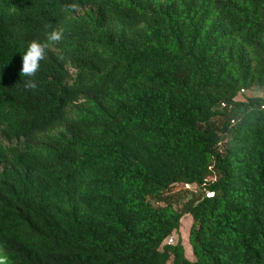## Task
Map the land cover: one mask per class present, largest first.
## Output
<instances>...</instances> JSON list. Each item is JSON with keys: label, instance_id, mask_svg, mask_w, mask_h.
Wrapping results in <instances>:
<instances>
[{"label": "trees", "instance_id": "obj_1", "mask_svg": "<svg viewBox=\"0 0 264 264\" xmlns=\"http://www.w3.org/2000/svg\"><path fill=\"white\" fill-rule=\"evenodd\" d=\"M253 86L264 0H0V264H264Z\"/></svg>", "mask_w": 264, "mask_h": 264}, {"label": "clouds", "instance_id": "obj_2", "mask_svg": "<svg viewBox=\"0 0 264 264\" xmlns=\"http://www.w3.org/2000/svg\"><path fill=\"white\" fill-rule=\"evenodd\" d=\"M69 10L75 11L76 9L73 7ZM44 27L46 30L51 29L50 31H45V39L43 41L32 39L22 53L20 75L28 78L23 81L24 87L28 90H36L38 87L37 81L32 78L40 70L41 61L46 58L50 45H59L64 39V29L59 25L53 27L49 23L45 24Z\"/></svg>", "mask_w": 264, "mask_h": 264}, {"label": "rangeland", "instance_id": "obj_3", "mask_svg": "<svg viewBox=\"0 0 264 264\" xmlns=\"http://www.w3.org/2000/svg\"><path fill=\"white\" fill-rule=\"evenodd\" d=\"M77 14L78 15L93 14L95 16L97 15L95 8L89 7V6L78 9ZM249 97H261L264 99V88H261L258 86H253L251 88H245V89L241 90L237 95V98L240 100H247ZM193 188H194V186H193ZM180 189H182V188L177 187V190H180ZM196 191H197V189H194V192H196ZM190 198H192L191 194H189L184 199L183 202L189 200ZM191 224H192L191 215H189V214L185 215L181 220V227H180L179 232H176L173 234L174 235L173 244H176L181 240V242L185 248V254L189 258H193L191 246L189 245V242H188Z\"/></svg>", "mask_w": 264, "mask_h": 264}, {"label": "built area", "instance_id": "obj_4", "mask_svg": "<svg viewBox=\"0 0 264 264\" xmlns=\"http://www.w3.org/2000/svg\"><path fill=\"white\" fill-rule=\"evenodd\" d=\"M185 187L186 188H189V189H192L193 188V184H185ZM207 194V196H213L214 195V193L213 192H207L206 193ZM173 237H174V235H172L171 237H169L167 240H166V242L167 243H173Z\"/></svg>", "mask_w": 264, "mask_h": 264}]
</instances>
